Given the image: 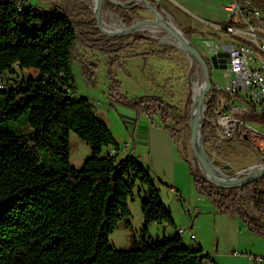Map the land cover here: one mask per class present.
I'll use <instances>...</instances> for the list:
<instances>
[{
  "label": "trees",
  "instance_id": "1",
  "mask_svg": "<svg viewBox=\"0 0 264 264\" xmlns=\"http://www.w3.org/2000/svg\"><path fill=\"white\" fill-rule=\"evenodd\" d=\"M75 6L76 0H62L61 8L48 12L18 0H0V81L9 82L10 74L15 78L16 69L37 73L0 89V264H206L209 254L198 245H183L178 233L161 240L144 237L128 251L110 245L109 237L121 223L130 227L128 202L136 184L148 194L141 204L147 226L174 227V221L149 172L130 154L120 158L121 148L93 103L75 95L72 63L77 47L119 52L122 45L116 43L126 38L94 41L101 34L96 19L78 21ZM84 13L88 15L86 9ZM231 40L247 43L234 35ZM119 87L111 79L112 102L159 118L180 143L182 130L169 127L174 121L170 105L159 97L129 101L114 96ZM191 104L189 97L183 124L189 122ZM245 121L263 119L252 111ZM72 133L91 148L92 156L80 169L70 166ZM213 133L204 120V145ZM190 167L197 194L264 239V175L241 188L224 190L202 178L191 163Z\"/></svg>",
  "mask_w": 264,
  "mask_h": 264
},
{
  "label": "rangeland",
  "instance_id": "2",
  "mask_svg": "<svg viewBox=\"0 0 264 264\" xmlns=\"http://www.w3.org/2000/svg\"><path fill=\"white\" fill-rule=\"evenodd\" d=\"M154 1L157 11L165 19L170 20L180 31L188 32V38L197 47L205 62H208L210 80L223 83L221 71L210 55L217 51L221 44L229 45L233 42L232 35L216 26V24H225L226 14L220 8H216L213 12H216V15L218 12L221 14L219 17L221 20H219L218 17L214 19L211 14L197 15L186 11L185 8L191 12H196L198 8L201 9L202 5L197 0H190V5H178L173 0ZM235 1L240 2L241 0ZM251 1L264 15V0ZM49 2L50 9L53 10L62 5V0H49ZM103 3L112 2L104 0ZM94 5V0H76L74 15L77 20L88 21L97 17L101 27L103 23H106L112 28L126 30L155 18L151 9L146 10L139 1L129 2L123 6L102 5L101 9H96ZM204 8L207 9L210 6ZM85 9L88 15L82 14ZM67 14L72 15L70 11ZM190 30L196 32L190 33ZM116 37H126L122 42L116 43L117 46L122 45V50L119 52L114 49L107 51L103 48H93L88 45L92 44L90 42H86L88 45L86 47H77L72 63L76 97L92 102L97 115L108 125L109 129L111 123L108 121V115H117L118 112L130 113L127 107L112 102L111 79L120 85L116 93H113L114 96L115 94L117 97L121 95L129 101L144 96L161 98L164 103L172 107L171 113L174 121H170L169 125L182 130L181 150L183 154L188 157V161L198 173L199 169L202 172L191 150L189 122L182 123L184 113L187 111V100L189 97L191 99L192 94L194 95L192 82L196 66L194 61L184 50L173 45L171 37L162 29L159 35L154 36L149 31L113 34L101 28L100 37L94 41L102 39L101 42L105 43ZM136 37H143L146 41H136ZM209 59H211V64H209ZM16 75L15 78L13 74L7 75L9 82L0 83L8 89L14 84L13 79L19 82L23 78L35 77L37 73L33 70L16 69ZM154 122L159 123V118L155 117ZM236 133L239 137L233 136L231 141L220 142L214 130V133L208 136L205 145L203 144L215 166L229 178L246 168L258 165L261 161V149L264 147L263 141L259 137L252 136L246 129L237 128ZM70 145V166L80 169L85 160L92 156L91 148L73 133L70 135ZM187 166L189 167L188 163ZM192 187L197 193L193 180ZM162 191L166 194L168 189L163 186ZM185 194L183 202L172 201V196L164 197V202L170 209L178 230L186 231L182 236L183 245L190 247L189 234L194 235L196 242L203 247V253L210 256L206 264H249L244 257L245 254L264 255V239L241 228V222L236 216L220 214L213 205L210 209L202 204L195 206V197L190 199V195ZM147 199L146 189L136 184L133 196L128 202L131 214L130 227L121 223L109 237L110 245L115 250L128 251L133 248L134 242L141 243L142 239L148 236L154 240L171 236L170 233L165 232H173L172 227L166 228L163 224L149 226L145 224L141 204ZM203 200L211 204L207 197L204 196ZM249 212L254 214L252 209H249ZM146 227L149 234L145 235Z\"/></svg>",
  "mask_w": 264,
  "mask_h": 264
},
{
  "label": "built area",
  "instance_id": "3",
  "mask_svg": "<svg viewBox=\"0 0 264 264\" xmlns=\"http://www.w3.org/2000/svg\"><path fill=\"white\" fill-rule=\"evenodd\" d=\"M18 1L23 6L30 5ZM223 11L229 24L216 26L230 35L245 39L247 43L233 40L229 45L221 44L213 52L227 51L229 58H222L225 64V68L220 69L223 83L210 80L205 96L204 120L214 128L220 142L237 136V128L242 127L264 143V15L251 0H231L223 6ZM4 87L0 83V89ZM252 111L263 121H245ZM110 154H114V150ZM260 164H264V147L261 149ZM177 233L182 237L186 231L179 229ZM195 239L189 234L192 249L197 247ZM244 257L249 264H264V255L245 254Z\"/></svg>",
  "mask_w": 264,
  "mask_h": 264
},
{
  "label": "crops",
  "instance_id": "4",
  "mask_svg": "<svg viewBox=\"0 0 264 264\" xmlns=\"http://www.w3.org/2000/svg\"><path fill=\"white\" fill-rule=\"evenodd\" d=\"M20 1L48 12L54 11L52 8V10L50 9L49 0ZM173 1L178 5H190V0ZM197 1L202 5L201 9L198 8V10H195L196 12H191V10L185 8L186 11L194 14L196 13L197 15L211 14L214 19L218 17L217 19L221 20V18H219L221 14L218 12V15H216L217 13L213 11L216 8H220L222 12H224L223 6L231 0ZM206 6H210V8L205 9L204 7ZM59 8H61V6L58 7V9ZM224 22L225 24L216 25H228L229 21L227 14ZM129 111L130 113L118 112L117 115H108V121L109 123H111L110 131L116 143L121 148V151L119 153L120 158L130 154L140 162V164L149 172L152 179L156 183V186L160 190L161 201L165 206L166 204L164 202V197L169 198V196H172V201L180 203L184 201V197L186 195L185 193H187L190 195V199H193V197H195V206L202 204L203 206L209 207V209L212 208V204H210L208 201H204V196L195 193L192 187L190 162L184 158L181 150L182 139L180 143H178L176 139L172 137L170 131L165 129L160 122H154L155 117H148L145 114H137L134 113V111ZM187 163L189 164V167L187 166ZM163 186L168 189V191H166V194L162 191ZM165 226L166 228L171 227L167 225ZM172 228H174L173 232H165L170 233V237H173L178 230L175 221L174 227ZM241 228L245 230L242 224ZM148 238L152 239L149 236ZM164 238L169 237L164 236ZM196 244L203 249L199 242H196Z\"/></svg>",
  "mask_w": 264,
  "mask_h": 264
},
{
  "label": "bare ground",
  "instance_id": "5",
  "mask_svg": "<svg viewBox=\"0 0 264 264\" xmlns=\"http://www.w3.org/2000/svg\"><path fill=\"white\" fill-rule=\"evenodd\" d=\"M108 1V0H107ZM112 3L114 0H110ZM138 1V0H134ZM104 0H94V6L96 9H101V6L103 4ZM133 2V1H131ZM125 5V4H124ZM28 8H31L32 6L26 5ZM151 11L153 12L155 18L152 20H148L142 23H139L138 25H135L133 27L127 28L126 30H123L124 28H112L106 23L102 24V28L105 31H108L113 34H121L124 32H137V31H149L154 36H157L160 34V30H164L166 32L167 30L175 32L177 28L173 25V23L170 20L165 19V17L160 14L155 6H151ZM168 34V33H167ZM171 37V42L173 45L177 46L178 48L182 49L185 51V45L181 43L180 41L176 40L173 38L170 34H168ZM192 61L195 63V73L194 76H192V82L194 85V95L195 97H201V94L203 92V88L205 86V76L202 71V67L200 64H197L194 59L190 57ZM205 97L203 99L198 100V110H197V115L194 119V125L192 126V131H191V150L195 154V151L197 152V162L203 172V174H209L215 177L216 179H219L220 181H223L225 183H231L236 179H239L243 175L250 174L256 171H259V168L257 167H251V168H246L240 172H238L235 178H229L227 175L223 174L214 164L213 160L208 159L206 157V150L203 145V141L200 139L198 136V130H199V121L203 119L204 112L206 109V102H205ZM190 138V137H189ZM196 157V154H195Z\"/></svg>",
  "mask_w": 264,
  "mask_h": 264
},
{
  "label": "water",
  "instance_id": "6",
  "mask_svg": "<svg viewBox=\"0 0 264 264\" xmlns=\"http://www.w3.org/2000/svg\"><path fill=\"white\" fill-rule=\"evenodd\" d=\"M129 1L130 0H114L113 3H103L102 5L103 6H105V5H107V6H123L124 4L129 3ZM138 1L144 5L146 10L150 9L151 6H154L153 4L148 2L147 0H138ZM95 19L97 21V29L100 30V32H101L102 27H101L97 17ZM166 33L170 34L173 38H175L176 40L180 41L181 43H183L185 45V53L187 55H189L192 59H194L197 64H200V66L202 67L203 74H204L205 79H206L205 86L203 88V92L201 94V97H199V98L195 97V95H193V94L191 97L192 104L189 108V129H190V131H192V126L194 125V119L197 115V110H198V100L203 99L206 96L207 90L210 87V75H209L208 65L205 62L204 58L202 57L201 53L198 51L197 47L194 45V43L188 38V36L184 32L180 31L179 29H177L175 32L166 29ZM210 56L213 60H215V63L218 65L219 69L225 68V64H224V61L222 60V58H226V60L229 58V54L227 51H222L219 53H212ZM203 121H204V116H203V119H201L199 121V130H198L199 131L198 136L200 137V139L202 141H203V138H202V134H201V128L203 126ZM195 154H196V157H195V162H196L197 156H198L196 151H195ZM205 155L208 159H210L209 156L207 155V153ZM255 167L259 168V171L243 175L242 177L234 180L231 183H225L223 181H220L219 179H216L212 175L203 174L200 171V169H199V174L201 175L202 178H204L206 181L210 182L216 188L229 190L232 188H241L244 185H246L247 183H250L251 181L263 176L264 175V164H260V165H257ZM235 177H236V175H234L232 178H235Z\"/></svg>",
  "mask_w": 264,
  "mask_h": 264
}]
</instances>
